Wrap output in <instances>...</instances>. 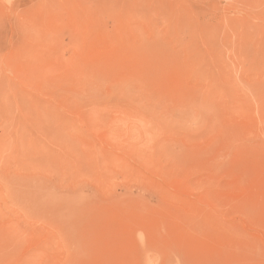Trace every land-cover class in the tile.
I'll return each instance as SVG.
<instances>
[{"label":"rangeland","instance_id":"1","mask_svg":"<svg viewBox=\"0 0 264 264\" xmlns=\"http://www.w3.org/2000/svg\"><path fill=\"white\" fill-rule=\"evenodd\" d=\"M0 264H264V0H0Z\"/></svg>","mask_w":264,"mask_h":264}]
</instances>
